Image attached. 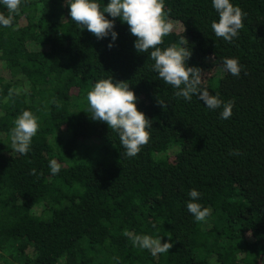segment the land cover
Segmentation results:
<instances>
[{"label": "trees", "instance_id": "1", "mask_svg": "<svg viewBox=\"0 0 264 264\" xmlns=\"http://www.w3.org/2000/svg\"><path fill=\"white\" fill-rule=\"evenodd\" d=\"M69 2L22 0L13 25L0 26V264H264V0H230L246 13L231 43L211 28L212 0H164L174 30L159 47L184 36L199 87L234 101L229 119L174 96L126 23L115 19L114 42L97 39L71 20ZM225 58L239 60V77ZM108 78L127 82L151 121L135 157L81 107ZM25 110L40 127L21 155L11 130ZM192 189L211 210L205 222L187 210ZM131 235L173 246L153 256Z\"/></svg>", "mask_w": 264, "mask_h": 264}, {"label": "clouds", "instance_id": "2", "mask_svg": "<svg viewBox=\"0 0 264 264\" xmlns=\"http://www.w3.org/2000/svg\"><path fill=\"white\" fill-rule=\"evenodd\" d=\"M22 0H0L8 15L0 12V26L11 27L14 16L19 13ZM71 20L83 29H87L97 39L111 35L114 42L117 33L113 31L115 19L126 23L130 34L136 38L134 48L138 53H147L154 61L153 71L164 83L171 85L177 91L174 96L191 101L193 95L210 110L222 108L221 119H229L232 114L234 101L224 102L218 95H210L207 89H201V69L187 67L185 61L190 58L191 50L186 45L184 36L179 45L173 44L166 49L159 46L163 38L174 30V23L169 19V12L165 11L164 0H109L101 10L96 0H70ZM212 7L218 14V22L213 21L211 28L218 38L231 43L238 38L239 31L244 27L243 20L246 13L239 6H233L230 0H212ZM105 14L112 19H106ZM185 31V29H184ZM113 45L109 43L108 47ZM40 47V46H39ZM41 51V49H40ZM224 70L235 77H239L242 65L236 58L223 60ZM247 72L245 71V75ZM91 119L105 123L108 128L117 132L125 155L135 157L150 140L147 130L151 121L136 107V96L129 90L127 82L113 83L112 78L101 79L87 94ZM161 104V103H160ZM163 105V104H161ZM38 119L30 112L23 111L14 122L11 130V145L14 151L26 155L30 151L32 138L39 130ZM235 154L239 155V152ZM52 175H57L61 165L55 160L50 161ZM30 174L35 175V169ZM191 202L187 203L188 212L197 222H205L211 215L209 208H202L197 201L201 193L192 189L189 191ZM155 228V225H153ZM125 235H129L127 232ZM133 246L148 250L153 256L169 253L172 243L161 244V237L153 238L149 235H131ZM169 240L171 238L169 237Z\"/></svg>", "mask_w": 264, "mask_h": 264}, {"label": "rangeland", "instance_id": "3", "mask_svg": "<svg viewBox=\"0 0 264 264\" xmlns=\"http://www.w3.org/2000/svg\"><path fill=\"white\" fill-rule=\"evenodd\" d=\"M85 100H86V99H85ZM81 104L83 105V106H81L83 109H85V108H89V105H88V106H87V105L84 106V101H82Z\"/></svg>", "mask_w": 264, "mask_h": 264}]
</instances>
